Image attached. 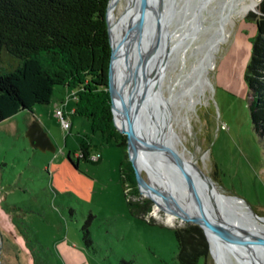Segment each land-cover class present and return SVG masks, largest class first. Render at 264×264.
I'll return each mask as SVG.
<instances>
[{
    "label": "rangeland",
    "instance_id": "rangeland-1",
    "mask_svg": "<svg viewBox=\"0 0 264 264\" xmlns=\"http://www.w3.org/2000/svg\"><path fill=\"white\" fill-rule=\"evenodd\" d=\"M194 1L174 0L175 7L167 22L170 29L178 27L183 18V10L177 4L188 11ZM259 1L228 23L227 38L214 52L213 65L207 70L210 83L205 85L202 100L188 109L185 125L176 121L173 124L181 137L177 146L183 148L186 156L193 155L194 171L199 177L223 193L224 198L238 195L264 216V143L251 124L243 75L255 32V22L250 17L260 12ZM221 2L207 0L202 6L200 28L184 58L174 56L162 72L157 86L160 92L167 94L171 83L174 89L179 88L174 80L179 72L191 69L200 51L195 45L202 44L208 36ZM116 12L120 26L129 16L133 17L124 0L118 3ZM9 60L4 54L0 69ZM74 91L71 86L55 83L48 102H36L31 109H19L0 120L1 260L7 264H178L174 228L193 221L178 216L168 223L167 211L158 208L155 199L141 191L136 176L137 190H129L133 185L123 189L119 161L124 150L113 139L106 140L98 130H92L86 115L74 111ZM56 105L61 106L69 126H63L54 113ZM175 107L185 113V105L176 101L171 103V109ZM158 109L161 111L160 105ZM34 119L52 141L53 150L29 143L25 130ZM94 152L99 153L97 159L89 157ZM174 163L176 169L165 164L172 178L171 186L178 183V173L184 175ZM139 170L148 188L156 194L145 167ZM200 170L213 182L209 184ZM165 188L171 193L166 185ZM127 198L148 201L134 213ZM205 201L224 208L220 198ZM205 209L212 210L209 205ZM260 229L264 231V225ZM231 259L234 264L238 262L235 255ZM198 264H216L209 243Z\"/></svg>",
    "mask_w": 264,
    "mask_h": 264
},
{
    "label": "trees",
    "instance_id": "trees-1",
    "mask_svg": "<svg viewBox=\"0 0 264 264\" xmlns=\"http://www.w3.org/2000/svg\"><path fill=\"white\" fill-rule=\"evenodd\" d=\"M107 1L0 0V64L4 54L10 58L0 69V120L19 109H31L36 102H48L55 83L73 87L74 111L86 115L92 130L123 148L119 161L123 189L133 185L129 190L136 191L126 135L116 128L110 108ZM258 9L250 17L255 32L243 75L251 124L264 143V0ZM145 200L126 199L134 213L146 205ZM174 235L177 263L198 264L209 243L202 227L188 222L174 228Z\"/></svg>",
    "mask_w": 264,
    "mask_h": 264
},
{
    "label": "bare ground",
    "instance_id": "bare-ground-1",
    "mask_svg": "<svg viewBox=\"0 0 264 264\" xmlns=\"http://www.w3.org/2000/svg\"><path fill=\"white\" fill-rule=\"evenodd\" d=\"M120 1L122 0H109L107 6L109 35L115 50L113 55V79L115 81V85H113V96L117 103H119V96L121 95L118 87H121L120 80L124 72L127 70V67L129 65L132 66L136 62L137 57L143 51L144 47H146L149 42H156L158 37L154 17L149 8L148 0H124L129 6V10L133 11V19L129 16L121 26L119 25L116 12V7ZM206 1L207 0H195L193 8L191 7L188 11L183 9L180 3L177 4V7H180V9L183 10V18L178 27L170 29L171 31L168 34L166 33L167 35H170L168 38H171L172 40L175 36L176 38L173 42L171 40L173 43L171 48H169V43H167L168 53L163 60L164 65L160 70L161 74L166 70L167 65L174 56L176 58H184L186 48L192 42V38L197 34L198 28H200V11ZM257 2L258 0H222L221 5L219 6L218 15L211 23L208 36L204 39L202 44L195 45V48L198 46L200 47V51L192 62L191 69L185 72H179L180 74H178L174 80V83H178L179 88L174 89V86L171 83L168 84L169 89L167 94L160 92L157 88L155 90L154 102H158L161 108L158 116V124L159 128H161V126L163 128L158 136L163 132L162 137L165 139L164 143L176 152L189 168L195 179L196 189L203 207L205 208V205H209L212 210L222 213L215 215L217 213L213 214L212 210H208V212L206 209L204 210L201 207H198L195 201H192L181 173H178L177 175L180 186L178 183L172 185L174 187L171 186L169 181L172 180V178L165 164L173 169H176V165L166 154L147 152L142 155L138 152H134V164L138 169L142 166L145 167V170H147L151 177L152 188L156 194H154L148 186L146 188L143 184H141V191L144 194L146 193L150 197H153L158 208H164L167 211L166 221L168 223L174 222L175 218L178 216L182 218V213L185 212L191 215H204L214 221L221 222V220H223L233 230H239V228H242L264 238V231L260 229V227L264 225V216L261 219L257 218L243 200L236 196H227L224 198L221 196L223 193L217 191L212 185H208L199 177L194 171L195 159L193 155L186 156L184 150H182L183 148L180 149L177 146V143L181 141V137L177 133L173 124L174 121L179 122L180 124H184L188 121V109L194 107L202 100L205 92V85L210 83L207 70L213 65L212 57L214 52L219 47L220 43L227 38L229 30L228 23L231 22L235 16L242 15L250 8H254ZM174 4V0H164L161 4L159 3L162 12V20L164 22L162 36L165 34L164 29L168 27L167 22L173 13L175 7ZM118 13H123V8L118 9ZM140 34L141 38L139 37ZM126 35L128 36L126 37ZM150 63L151 65L153 64L152 60ZM176 101L185 105V113L181 114L178 107H175V110L171 109V103H175ZM114 117L116 124L120 126V115L115 112ZM143 122L146 123V116H143ZM140 134L146 139H156L155 125L151 124L148 127H144L143 130L140 131ZM164 176H166V178ZM165 185L170 189L171 193L166 190ZM203 195L207 196V198ZM217 198H220L222 202L224 201L225 209L220 206L217 207L209 201ZM190 200L194 202L191 205H189L188 202L186 203V201ZM205 200L209 201L211 204L207 203ZM166 202L171 203L167 204ZM205 231L209 241V247L210 249L212 248L214 252L216 264H234L231 259L232 255L237 256V264L242 262L247 263V261L251 264H264V247H260L262 244L259 243V246L255 247L257 248L256 250L260 251L258 254L253 247H250L248 244L231 241L229 237L225 238L211 229H206ZM244 244L249 251L245 248Z\"/></svg>",
    "mask_w": 264,
    "mask_h": 264
},
{
    "label": "water",
    "instance_id": "water-1",
    "mask_svg": "<svg viewBox=\"0 0 264 264\" xmlns=\"http://www.w3.org/2000/svg\"><path fill=\"white\" fill-rule=\"evenodd\" d=\"M108 3V1H107ZM149 8L153 14L155 26L157 29V41L149 42L143 51L137 57L136 62L131 66L127 67V70L124 72L121 80L119 90L121 95L119 96V103L114 100V86L115 81L113 79V55L114 47L111 43L110 35L109 41L111 44L110 59L108 64V82L107 88L110 95V108L112 112L113 122L121 132L126 135V150L128 157L133 165L134 173L136 176L137 184L141 189V184L147 188V182L142 177L139 169L135 166L133 161V153L138 152L139 154H145L147 152H156L157 154H166L174 162H176L183 171L182 177L187 181V188L189 190L192 201H195L198 207H201L205 210L201 199L198 195V191L195 185V179L191 174L189 168L184 163L183 159L172 149H170L164 142L165 139L162 137L163 132L160 136L158 134L161 132L158 124V102H154L155 90L158 86L159 78L161 77L160 70L164 65V58L168 53V45L166 36H162L164 22L162 20V12L158 0H148ZM106 20H107V29L109 33V23L107 19V8H106ZM128 35H126L127 37ZM141 38V34L139 35ZM151 60L153 64L151 65ZM115 112L121 117V125H117L115 122L114 114ZM143 116H146V123L143 122ZM151 124L155 125V134L156 139L150 140L143 137L140 134V131L144 127H148ZM157 124V127H156ZM25 134L28 137L29 143L33 146H36L40 149H54V145L47 133L37 119H34L29 123L25 130ZM154 134V135H155ZM201 171V170H200ZM202 175L206 176L207 182L210 184L213 182L210 177L202 172ZM229 194V193H227ZM236 196L243 200L240 196L235 194H229ZM193 196V197H192ZM244 201V200H243ZM245 202V201H244ZM246 203V202H245ZM246 205L251 209V212L259 219L263 218L262 215H259L255 210L246 203ZM207 211V210H206ZM205 212V211H204ZM182 217L187 220H192L199 224L206 236V229H211L217 234H221L223 237H229L231 241L240 242L248 244L250 247L259 254L260 251L256 250L259 246V243L262 244L260 247H264V238L257 235L253 232H248L245 229L239 228V230H233L226 224L223 220L221 222L214 221L204 215H191L189 213H182ZM227 222V221H226ZM207 238V236H206ZM208 240V239H207ZM0 264H7L0 258Z\"/></svg>",
    "mask_w": 264,
    "mask_h": 264
},
{
    "label": "built area",
    "instance_id": "built-area-1",
    "mask_svg": "<svg viewBox=\"0 0 264 264\" xmlns=\"http://www.w3.org/2000/svg\"><path fill=\"white\" fill-rule=\"evenodd\" d=\"M72 94H75V92H72ZM54 113L57 115L58 119L60 120L61 124L65 127L69 126L70 122L68 118L66 117L65 113L63 112L61 106L56 105L54 107ZM91 159H97L99 157L98 152H94L89 155Z\"/></svg>",
    "mask_w": 264,
    "mask_h": 264
},
{
    "label": "flooded vegetation",
    "instance_id": "flooded-vegetation-1",
    "mask_svg": "<svg viewBox=\"0 0 264 264\" xmlns=\"http://www.w3.org/2000/svg\"><path fill=\"white\" fill-rule=\"evenodd\" d=\"M160 4H161V3H160ZM166 31H167V32H166ZM170 31H171V30H170L169 27H166V28L164 29V33H165V34H166V33L168 34ZM165 34H164V35H165ZM167 34L165 35V36H166V40H167V43H169V48H171V47H172V44H173L172 42H173V40L176 38V36H175L174 39L172 40L171 38H168L170 35H167ZM168 39H169V40H168ZM171 40H172V42H171ZM170 42H171V43H170ZM178 47H179V46H178ZM178 47H177V48H178Z\"/></svg>",
    "mask_w": 264,
    "mask_h": 264
}]
</instances>
